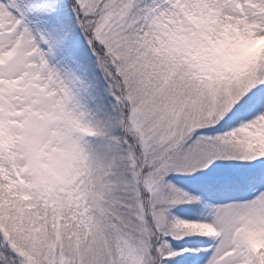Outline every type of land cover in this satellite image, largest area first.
<instances>
[{
	"label": "snow or ice",
	"instance_id": "6c2138e0",
	"mask_svg": "<svg viewBox=\"0 0 264 264\" xmlns=\"http://www.w3.org/2000/svg\"><path fill=\"white\" fill-rule=\"evenodd\" d=\"M0 264H264V0H0Z\"/></svg>",
	"mask_w": 264,
	"mask_h": 264
}]
</instances>
